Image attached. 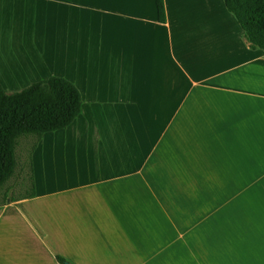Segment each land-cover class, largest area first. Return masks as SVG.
Returning <instances> with one entry per match:
<instances>
[{"label":"rangeland","instance_id":"374dc122","mask_svg":"<svg viewBox=\"0 0 264 264\" xmlns=\"http://www.w3.org/2000/svg\"><path fill=\"white\" fill-rule=\"evenodd\" d=\"M164 1V24L154 0H66L51 32L2 24L8 91L59 75L85 106L76 131L44 134L49 148L19 139L0 186V264H264V150L236 142L264 130V100L204 80L229 54L205 45L240 27L224 0Z\"/></svg>","mask_w":264,"mask_h":264},{"label":"trees","instance_id":"16d2710c","mask_svg":"<svg viewBox=\"0 0 264 264\" xmlns=\"http://www.w3.org/2000/svg\"><path fill=\"white\" fill-rule=\"evenodd\" d=\"M154 1L158 21L166 23L165 1ZM224 4L240 22L251 47L264 50V0H224ZM82 103L81 90L64 76L50 75L16 91L6 90L0 82V186L14 173L19 139L33 137L34 151L45 133L69 127L80 115Z\"/></svg>","mask_w":264,"mask_h":264},{"label":"crops","instance_id":"0c3cea01","mask_svg":"<svg viewBox=\"0 0 264 264\" xmlns=\"http://www.w3.org/2000/svg\"><path fill=\"white\" fill-rule=\"evenodd\" d=\"M66 0H0V33L3 30L2 24L4 22H19L20 17L23 19H32L35 21H42L44 25H46V28L49 32L53 30V22H65V20L62 19V15L60 14V6L61 4L65 3ZM20 4L22 7L20 8ZM155 4V1H154ZM99 8L98 6L92 7L93 10L100 13L104 9H109V7ZM156 7V5H155ZM226 7V6H225ZM227 9V8H226ZM105 13L111 14L113 17H119L120 16V8L118 7L117 10L106 11ZM231 13V12H230ZM234 16V15H233ZM234 18H236L234 16ZM237 23L240 27L239 32L231 34L228 38L225 39V41L222 40V38L216 39V37H213L214 40L209 41L205 45V48L210 49V53L212 52L213 48H216V50L220 51V53H229L226 57H222V60L224 59L223 67L215 72L209 71L205 76L204 80L209 79L207 84L209 87L211 86V89L216 90V94L223 93V94H232V93H238L241 95L248 96L250 94V97L257 99L264 100V92L260 91L258 87H253V84L255 82H259V80H264V50L260 48H252L250 42L248 41L245 32L236 18ZM159 22V21H158ZM164 24V23H162ZM211 37V34H209ZM9 69H11V65H6ZM12 71H19L16 70L12 66ZM0 76H4L8 78V74H2L0 72ZM223 79L228 80L231 82H234L238 86H243V91H237L233 88H229V86L226 85H219L217 81H223ZM92 80V79H91ZM205 80V81H206ZM1 84L5 88V84L0 80ZM206 83V82H205ZM251 87V89H249ZM241 88V87H240ZM6 89V88H5ZM7 90V89H6ZM15 91V90H14ZM114 91H112L113 93ZM95 95V91H94ZM222 95V94H221ZM208 96L210 97V100L214 101L213 94L208 92ZM212 96V97H211ZM223 96V95H222ZM253 100V99H252ZM222 102V101H221ZM85 102L82 106V111L84 110ZM82 116V112L79 115ZM78 116V117H79ZM76 118V120L66 129H62L59 131H75L78 129L77 124L80 120L79 118ZM257 119H259L256 116ZM79 119V120H78ZM240 118H238L239 121ZM255 122V121H254ZM86 124V122H85ZM253 126V125H252ZM56 132V131H55ZM52 133V132H48ZM238 135V132H237ZM40 143L38 145V148H36V152L40 151V147L42 149L49 148L48 144L49 141H51V138L49 139L48 143L44 142L45 135L41 138ZM69 140V139H68ZM236 142H238V145L241 147L242 150H246L247 146L251 147V149L256 150L257 152L264 150V130L263 129H257L256 127H253L250 130L249 137L245 138H239L237 137ZM51 143H53L51 141ZM61 144L63 142H60ZM68 148H71L70 143H63ZM50 145V144H49ZM78 145V141L74 139V150H76ZM72 149V148H71ZM253 155V154H252ZM249 155V158H252L253 156ZM251 161H253L251 159ZM48 167H56V161L55 163L49 164L48 160ZM58 173V170L56 171ZM47 173V171H46ZM115 180V177L112 179ZM48 181V180H47ZM108 182V181H107ZM80 188V185H77L76 183L70 187L66 188L65 192H71L74 190H78ZM77 192V191H76ZM37 194L41 198L43 196V192L41 189V185L37 183ZM63 194V193H62ZM245 264H253L252 262L243 261Z\"/></svg>","mask_w":264,"mask_h":264},{"label":"water","instance_id":"95a60500","mask_svg":"<svg viewBox=\"0 0 264 264\" xmlns=\"http://www.w3.org/2000/svg\"><path fill=\"white\" fill-rule=\"evenodd\" d=\"M65 264H70L69 262H65Z\"/></svg>","mask_w":264,"mask_h":264},{"label":"bare ground","instance_id":"6f19581e","mask_svg":"<svg viewBox=\"0 0 264 264\" xmlns=\"http://www.w3.org/2000/svg\"><path fill=\"white\" fill-rule=\"evenodd\" d=\"M79 117H80V116H79ZM79 117H78V118H79Z\"/></svg>","mask_w":264,"mask_h":264}]
</instances>
